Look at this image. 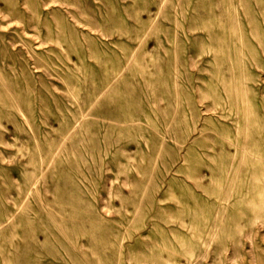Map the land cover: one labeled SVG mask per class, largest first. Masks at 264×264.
Instances as JSON below:
<instances>
[{"label": "rangeland", "instance_id": "1", "mask_svg": "<svg viewBox=\"0 0 264 264\" xmlns=\"http://www.w3.org/2000/svg\"><path fill=\"white\" fill-rule=\"evenodd\" d=\"M0 264H264V0H0Z\"/></svg>", "mask_w": 264, "mask_h": 264}]
</instances>
